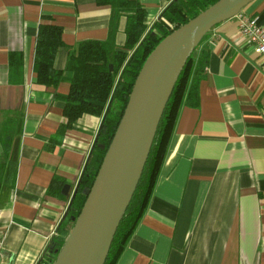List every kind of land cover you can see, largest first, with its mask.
<instances>
[{"label": "crops", "instance_id": "0c3cea01", "mask_svg": "<svg viewBox=\"0 0 264 264\" xmlns=\"http://www.w3.org/2000/svg\"><path fill=\"white\" fill-rule=\"evenodd\" d=\"M138 2L147 30L168 5ZM240 12L263 24L264 0ZM110 15L95 0H0V264L41 260L101 123L84 115L59 134L69 82L36 83L38 27H60L76 48L105 40ZM125 24L122 17L118 48ZM237 29L236 17L223 21L196 49L205 61L198 98L179 111L149 204L116 264H264V63ZM67 58L60 50L55 68ZM53 180L62 185L49 191Z\"/></svg>", "mask_w": 264, "mask_h": 264}, {"label": "trees", "instance_id": "16d2710c", "mask_svg": "<svg viewBox=\"0 0 264 264\" xmlns=\"http://www.w3.org/2000/svg\"><path fill=\"white\" fill-rule=\"evenodd\" d=\"M165 1L168 5L159 19L147 30L144 23L146 12L138 0H95L97 6H109L111 9L107 38L103 41H82L76 48L65 46L61 39L60 27L50 24H40L38 27L33 63L36 83L56 88L65 80L69 82L68 94L61 97L66 124L59 128V134L71 128L84 115L101 118V123L66 213L57 228L56 235L51 239L37 264H52L62 248L86 200L84 192L93 184L123 115L134 82L147 57L173 30L184 25L218 0ZM122 17L126 18L125 43L118 48L115 39L119 20ZM196 49L187 59L174 84L141 177L116 229L104 264H116L123 253L149 204L179 111L185 100L198 98L205 61L195 60ZM60 50H66L68 54L64 70H57L54 66L55 57ZM12 57L13 55L10 56L11 60ZM65 73H69L70 76L66 78ZM52 183L49 191L56 184L59 187L62 185V182L57 180H53Z\"/></svg>", "mask_w": 264, "mask_h": 264}, {"label": "water", "instance_id": "95a60500", "mask_svg": "<svg viewBox=\"0 0 264 264\" xmlns=\"http://www.w3.org/2000/svg\"><path fill=\"white\" fill-rule=\"evenodd\" d=\"M253 0H218L160 41L147 57L93 184L52 264H104L131 201L166 103L187 59L210 30ZM65 185L62 194H68Z\"/></svg>", "mask_w": 264, "mask_h": 264}, {"label": "built area", "instance_id": "2783aa9c", "mask_svg": "<svg viewBox=\"0 0 264 264\" xmlns=\"http://www.w3.org/2000/svg\"><path fill=\"white\" fill-rule=\"evenodd\" d=\"M235 17L238 21L237 35L252 45L254 52L264 63V23L260 24L257 17H250L242 12Z\"/></svg>", "mask_w": 264, "mask_h": 264}]
</instances>
